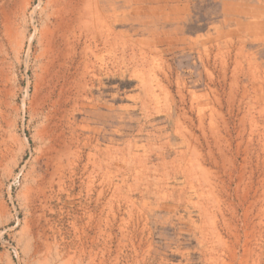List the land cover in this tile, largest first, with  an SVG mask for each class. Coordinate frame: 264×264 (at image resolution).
<instances>
[{
  "label": "rangeland",
  "instance_id": "374dc122",
  "mask_svg": "<svg viewBox=\"0 0 264 264\" xmlns=\"http://www.w3.org/2000/svg\"><path fill=\"white\" fill-rule=\"evenodd\" d=\"M49 1L0 0V264H264V0H84L45 71Z\"/></svg>",
  "mask_w": 264,
  "mask_h": 264
},
{
  "label": "bare ground",
  "instance_id": "6f19581e",
  "mask_svg": "<svg viewBox=\"0 0 264 264\" xmlns=\"http://www.w3.org/2000/svg\"><path fill=\"white\" fill-rule=\"evenodd\" d=\"M49 1V0H48ZM58 1V0H56ZM52 3V0L49 1ZM55 2V0H53ZM61 5L54 11L51 23L53 24L52 30L48 29V32L43 33L41 39L42 53H44L45 71L51 70L55 63H58L60 58H66L69 53L72 54L70 59L71 68L74 64H77V68L85 67L86 56V42L88 39L87 29L91 25L90 21H94V16L88 13L84 0H59ZM89 3V2H87ZM127 3V2H126ZM53 4V3H52ZM54 5V4H53ZM52 7V6H51ZM139 7V6H138ZM141 7V6H140ZM45 8V7H44ZM53 8V7H52ZM53 12V10L51 11ZM49 13V12H48ZM46 13V14H48ZM142 13V12H141ZM51 14V15H52ZM5 16V15H4ZM100 16V15H99ZM45 17V16H44ZM47 17V16H46ZM50 17V16H49ZM2 18V17H1ZM100 18V17H99ZM115 20V19H114ZM7 21V19H6ZM95 25V24H93ZM3 27V26H2ZM9 27V26H8ZM48 27V26H47ZM91 28V27H90ZM93 28V27H92ZM6 30V29H5ZM96 30V29H95ZM91 31V30H90ZM42 32V31H41ZM110 33V32H109ZM6 34V33H5ZM42 35V34H41ZM91 35V34H90ZM110 35V34H109ZM6 36V35H5ZM4 36V37H5ZM41 37V36H40ZM103 38V37H102ZM7 40V39H6ZM102 41V40H101ZM99 41V42H101ZM98 42V41H96ZM95 43V42H94ZM11 44V43H10ZM90 44V43H89ZM93 44V43H92ZM94 47V46H93ZM128 51V50H127ZM57 52L56 57H53ZM41 52L39 54H42ZM133 54V53H132ZM42 56V55H41ZM40 57V56H39ZM42 57V58H43ZM79 57V61L76 62L75 58ZM136 58V57H135ZM61 59V60H62ZM112 60V59H111ZM135 60V59H134ZM42 61V60H41ZM105 61V60H104ZM39 62V61H38ZM42 63V62H41ZM99 63V62H98ZM40 65V63H39ZM59 65V64H56ZM64 65V64H62ZM101 65V64H100ZM43 66V63H42ZM43 66V68H44ZM133 66V65H132ZM39 67V66H38ZM42 68V69H43ZM55 69V68H54ZM63 69H65L63 67ZM68 71V69H67ZM81 71V70H80ZM45 73V72H42ZM41 73V74H42ZM52 73V72H51ZM59 73V72H58ZM63 73V72H62ZM46 74V73H45ZM44 75V74H43ZM48 75V74H46ZM54 76V75H53ZM67 76V74H66ZM41 77V75H40ZM47 77V76H46ZM51 78V76L49 77ZM43 79V78H42ZM71 79V78H70ZM76 79V78H75ZM40 80V79H39ZM46 80V79H45ZM59 80V79H58ZM79 80V79H78ZM143 80V79H142ZM42 82V80H41ZM40 83V82H39ZM41 84V83H40ZM52 85V84H51ZM67 85V84H66ZM73 86V85H72ZM38 87V86H37ZM38 89V88H37ZM54 89V88H53ZM60 89V87H59ZM64 93V92H63ZM60 94V93H59ZM49 95V94H48ZM46 96V95H45ZM75 96V95H74ZM36 97V96H35ZM34 97V98H35ZM44 97V96H43ZM61 97V96H60ZM48 98V97H47ZM46 98V99H47ZM148 98V97H147ZM65 99V98H64ZM45 100V99H44ZM61 100V99H60ZM54 101V100H53ZM52 101V102H53ZM57 102V101H56ZM58 107V106H57ZM54 108V107H53ZM58 109V108H57ZM54 110V109H53ZM51 110V111H53ZM62 116V115H61ZM48 117V116H47ZM52 117V116H51ZM50 118V116H49ZM202 118V117H201ZM190 120V119H189ZM50 121V120H49ZM54 123V122H53ZM46 124V123H45ZM48 124V123H47ZM199 124V123H198ZM44 125V124H43ZM52 130V129H51ZM49 132V131H48ZM52 132V131H51ZM62 132V131H61ZM46 134V133H45ZM58 135V134H57ZM52 136V135H51ZM52 138V137H51ZM64 141V140H63ZM62 141V142H63ZM49 145V144H48ZM64 145V144H62ZM53 147V146H52ZM60 148V147H59ZM54 149V148H53ZM57 150V149H56ZM50 151V150H49ZM43 153V152H42ZM59 154V153H58ZM42 155V154H41ZM51 156V155H50ZM55 157V156H53ZM46 159V158H45ZM51 161V159H50ZM71 163V162H70ZM73 164V163H72ZM75 165V164H74ZM210 171V170H209ZM51 172V171H50ZM59 172V171H58ZM72 172V171H71ZM56 173V172H55ZM126 173V172H125ZM230 173V172H229ZM52 174V173H51ZM50 174V175H51ZM54 175V174H52ZM74 175V174H73ZM53 178V176H51ZM57 177V176H56ZM204 177V176H203ZM38 178V177H37ZM125 178V177H124ZM205 178V177H204ZM232 179V178H231ZM43 180V179H42ZM222 181V180H221ZM56 184V183H55ZM72 185V184H71ZM75 185V184H74ZM94 185V184H93ZM44 187V186H43ZM51 188V187H50ZM201 188V187H200ZM65 190V189H64ZM96 191V190H95ZM42 193V190H41ZM44 193V192H43ZM41 197V196H40ZM37 198V197H36ZM45 201V200H44ZM44 204V202H43ZM99 204V203H98ZM41 208V207H40Z\"/></svg>",
  "mask_w": 264,
  "mask_h": 264
}]
</instances>
